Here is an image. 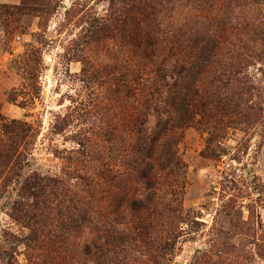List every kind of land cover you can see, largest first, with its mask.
Here are the masks:
<instances>
[{
	"label": "rangeland",
	"instance_id": "374dc122",
	"mask_svg": "<svg viewBox=\"0 0 264 264\" xmlns=\"http://www.w3.org/2000/svg\"><path fill=\"white\" fill-rule=\"evenodd\" d=\"M132 4L0 0L11 7L0 8L9 22L0 23V113L10 124L0 125V147L15 150L0 170V264H75V196L85 187L78 176L95 162L88 144L103 132L95 106L109 100V73L126 51L123 23L139 17ZM207 14L237 25L250 44L233 68L251 92L238 84L229 94L246 107L222 120L197 115L181 132L180 202L157 264H264V0H174L163 18ZM38 177L48 185L36 186ZM38 201L39 220L29 208ZM131 257L155 264L139 243Z\"/></svg>",
	"mask_w": 264,
	"mask_h": 264
},
{
	"label": "trees",
	"instance_id": "16d2710c",
	"mask_svg": "<svg viewBox=\"0 0 264 264\" xmlns=\"http://www.w3.org/2000/svg\"><path fill=\"white\" fill-rule=\"evenodd\" d=\"M132 1L139 17L123 23L126 51L109 73V100L95 106L103 125L88 144L95 162L88 176H78L85 187L75 196V264H141L131 257L138 243L157 264L174 234L171 216L180 202L181 132L197 115L222 120L246 107L229 94L238 84L251 92L240 68H233L251 50L237 25L209 14L167 24L163 17L174 0ZM3 119L0 113L8 131ZM6 149L0 152L2 171L15 157L12 144ZM41 180L35 179L40 189L48 185ZM29 208L38 220L45 211L39 201Z\"/></svg>",
	"mask_w": 264,
	"mask_h": 264
}]
</instances>
